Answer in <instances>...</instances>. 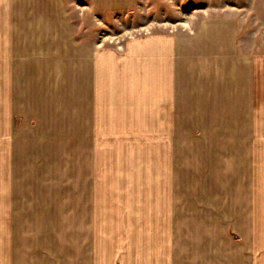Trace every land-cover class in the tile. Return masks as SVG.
Segmentation results:
<instances>
[{"label": "crops", "instance_id": "obj_1", "mask_svg": "<svg viewBox=\"0 0 264 264\" xmlns=\"http://www.w3.org/2000/svg\"><path fill=\"white\" fill-rule=\"evenodd\" d=\"M137 4L0 0V264H37L38 248L24 240L48 238L49 264H63L54 254L75 229L97 241L101 166L113 155L129 168L122 173L145 180L120 189L149 188L158 167L171 217L180 175L192 174L185 168L206 142L214 158H237L245 176L237 264H264V52L243 51L228 18L206 19L195 33L124 32L108 44L78 35L85 16L97 24ZM44 188L48 197L25 194ZM71 191L88 194L74 203Z\"/></svg>", "mask_w": 264, "mask_h": 264}, {"label": "rangeland", "instance_id": "obj_2", "mask_svg": "<svg viewBox=\"0 0 264 264\" xmlns=\"http://www.w3.org/2000/svg\"><path fill=\"white\" fill-rule=\"evenodd\" d=\"M71 6L78 29V11ZM214 18L236 22L243 51L264 52V0H138L137 7L128 15H106L97 24L90 16H85L86 25H81L77 31L87 42L108 44L111 37L124 32L195 33L194 28L200 23ZM21 129L30 130V124ZM28 136L25 149L33 146ZM190 144L187 142L186 147ZM197 145L198 155L184 167L192 174L182 173L183 188L173 191L171 217L165 198L167 183L158 175V167L155 174L149 176V188L140 185L143 189H120L129 182L142 184L145 180L138 177L137 182L135 176L122 173L129 168L124 167L120 157L113 155L104 159L100 238L96 236V241L87 229L78 233L75 229L69 240H59V255L54 254L58 263L63 260L65 264L68 257L69 264H89V261L92 264L93 252L97 249L102 264H237V241L232 235L237 233L239 200L248 198L245 176L241 179L237 158H214V152L206 151L213 144ZM262 150L264 154V147ZM261 164L264 171V155ZM35 191L25 194L48 197L46 188ZM262 193L264 199V191ZM86 194L88 192L71 191L70 199L75 203L76 198H84ZM78 209L84 211L82 206ZM73 225L85 227L82 223H71V227ZM24 243L26 247L38 248L36 253L32 249L31 255L38 257L37 264H49L48 238L24 240Z\"/></svg>", "mask_w": 264, "mask_h": 264}]
</instances>
